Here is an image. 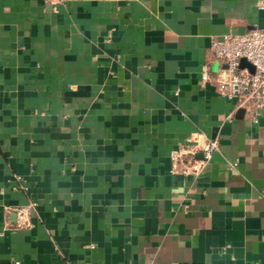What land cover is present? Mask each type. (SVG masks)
I'll use <instances>...</instances> for the list:
<instances>
[{
    "label": "crops",
    "instance_id": "crops-1",
    "mask_svg": "<svg viewBox=\"0 0 264 264\" xmlns=\"http://www.w3.org/2000/svg\"><path fill=\"white\" fill-rule=\"evenodd\" d=\"M252 29L264 0H0V264H264V116L200 82Z\"/></svg>",
    "mask_w": 264,
    "mask_h": 264
},
{
    "label": "built area",
    "instance_id": "built-area-1",
    "mask_svg": "<svg viewBox=\"0 0 264 264\" xmlns=\"http://www.w3.org/2000/svg\"><path fill=\"white\" fill-rule=\"evenodd\" d=\"M258 8L262 6L258 4ZM209 51L220 66L210 76L206 65H201L200 82L213 85L220 97L234 100L236 107L256 122L258 117L264 116V29L211 39ZM240 60L249 65L251 71L246 67L239 68ZM216 148V142L212 140L190 149L171 150L168 153L169 173L195 177ZM196 153L201 155L200 159H194ZM34 206L29 203L14 210L15 227L28 226V217ZM9 264L20 263L13 261Z\"/></svg>",
    "mask_w": 264,
    "mask_h": 264
},
{
    "label": "water",
    "instance_id": "water-1",
    "mask_svg": "<svg viewBox=\"0 0 264 264\" xmlns=\"http://www.w3.org/2000/svg\"><path fill=\"white\" fill-rule=\"evenodd\" d=\"M243 67H246L249 71H251V67L249 65H247L243 60H240L239 68H243Z\"/></svg>",
    "mask_w": 264,
    "mask_h": 264
}]
</instances>
